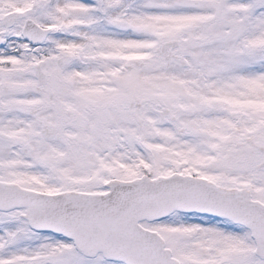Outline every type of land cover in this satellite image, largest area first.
I'll return each mask as SVG.
<instances>
[{
    "label": "snow or ice",
    "instance_id": "1",
    "mask_svg": "<svg viewBox=\"0 0 264 264\" xmlns=\"http://www.w3.org/2000/svg\"><path fill=\"white\" fill-rule=\"evenodd\" d=\"M0 264H264V0H0Z\"/></svg>",
    "mask_w": 264,
    "mask_h": 264
}]
</instances>
